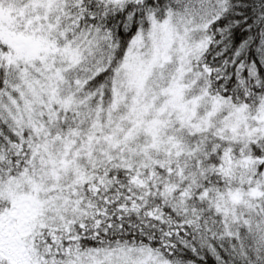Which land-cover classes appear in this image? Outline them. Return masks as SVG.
<instances>
[{"label": "snow or ice", "instance_id": "obj_1", "mask_svg": "<svg viewBox=\"0 0 264 264\" xmlns=\"http://www.w3.org/2000/svg\"><path fill=\"white\" fill-rule=\"evenodd\" d=\"M0 264H264V0H0Z\"/></svg>", "mask_w": 264, "mask_h": 264}]
</instances>
